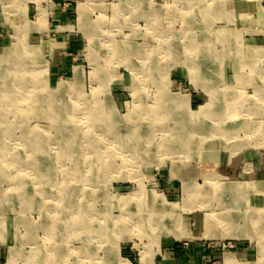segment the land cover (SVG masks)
I'll use <instances>...</instances> for the list:
<instances>
[{"label":"rangeland","instance_id":"obj_1","mask_svg":"<svg viewBox=\"0 0 264 264\" xmlns=\"http://www.w3.org/2000/svg\"><path fill=\"white\" fill-rule=\"evenodd\" d=\"M0 96V264H264V0H0Z\"/></svg>","mask_w":264,"mask_h":264},{"label":"bare ground","instance_id":"obj_2","mask_svg":"<svg viewBox=\"0 0 264 264\" xmlns=\"http://www.w3.org/2000/svg\"><path fill=\"white\" fill-rule=\"evenodd\" d=\"M220 32L222 33V31H220ZM198 50H199V48H198ZM21 82H23V81H21ZM22 85H23V83H22ZM60 87L62 89H69V86L68 85H63L62 84ZM16 96H18V95H16ZM7 100H8V102L10 101L9 98L7 99L6 97L0 96V104H2V106L5 108V110L8 111L10 108H12L11 107L12 104L7 102L6 103V106H5V102L4 101H7ZM173 102L175 103V106H179V105L182 104L181 103V100H178V99H174ZM210 106H211V102H207L205 106L201 107L196 112V114L198 116H200V115L201 116L202 115L207 116L208 115V112L207 111H209ZM7 115H9V113ZM146 115L147 116H146L145 119H147L148 120V123H150L152 121V119L157 116V111H156V109L155 110H152L150 112V114L147 113ZM61 123L66 124L65 122H61ZM202 130L204 131V128ZM5 131H7V130L5 129ZM62 131L64 133H69V132L71 133V132H74L75 130L63 129ZM140 131L143 132L142 133L143 135L142 134H139ZM198 131H201V130H198ZM175 132H178V134L176 136V139L178 141H182L183 140V137L181 136L182 135L181 131L179 130V131H175ZM132 137H133L134 141L137 144L138 143H143V145L146 144L147 147L149 146V144L153 140V137H151V136L149 137L146 133H144L143 130H141L140 126L138 125V120H137L136 125L133 126V129H132ZM35 143H36V140L32 141V143L30 145V148H38L40 146L37 143L36 144ZM140 145L138 144L137 147L139 148ZM65 148H67V147H64V149ZM249 190H253L256 193H258L260 190H263V189H260L259 184H257V183H251V184H247V183H234V184H229V185H223V186L216 187L215 193H216V195H222V194H226V193L230 194V196L232 198L233 205L242 204L241 202H239V200H243V203L245 205H247L246 203H248V202L243 197L245 196L246 191H249ZM188 193H190V191ZM94 197H95V195H94ZM206 216H207V214H206ZM237 220L244 221V225L245 226L242 229L239 228L242 231V232H240L242 235H238L237 234V233H239V229L237 227ZM215 224H219V225L222 224V226H224L226 228V231H231V230H233V228H235L234 230L238 229V230H236L234 232V236L235 237H240V238L241 237H247V238H249L251 240L252 239H256L257 240L256 242H258V245H259V262L264 261V207L263 208H260V207L259 208H256V207L255 208H252V207L249 206L246 209V211L244 213V217L242 219H240V216H237V217L232 216V217H230V216L224 215V216L219 217V216H216L214 214L213 215H208V217L205 218V227L210 228V227H212ZM42 260H44V259H42ZM226 261H227V264H236L235 261H234V258L231 255H229V254L226 255Z\"/></svg>","mask_w":264,"mask_h":264},{"label":"crops","instance_id":"obj_3","mask_svg":"<svg viewBox=\"0 0 264 264\" xmlns=\"http://www.w3.org/2000/svg\"><path fill=\"white\" fill-rule=\"evenodd\" d=\"M201 106H202V105H201ZM201 106H200V107H201ZM200 107H199V108H200Z\"/></svg>","mask_w":264,"mask_h":264}]
</instances>
